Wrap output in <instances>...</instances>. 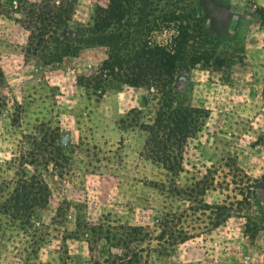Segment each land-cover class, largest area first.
I'll return each mask as SVG.
<instances>
[{
    "label": "rangeland",
    "instance_id": "rangeland-1",
    "mask_svg": "<svg viewBox=\"0 0 264 264\" xmlns=\"http://www.w3.org/2000/svg\"><path fill=\"white\" fill-rule=\"evenodd\" d=\"M108 3L0 0V201L24 134L57 129L62 154L37 168L51 198L32 227L0 212V264H89L126 246H142L146 264H264V0H129L127 41L176 48V78L165 91L98 96L78 79L107 62L90 28ZM33 4L72 10L38 44ZM163 103L199 123L174 153L178 173L148 157V133L129 123L153 122ZM131 226L144 241L125 239Z\"/></svg>",
    "mask_w": 264,
    "mask_h": 264
},
{
    "label": "trees",
    "instance_id": "trees-1",
    "mask_svg": "<svg viewBox=\"0 0 264 264\" xmlns=\"http://www.w3.org/2000/svg\"><path fill=\"white\" fill-rule=\"evenodd\" d=\"M128 1L109 0L106 6L98 5L95 10L94 24L90 30L106 42L109 47L108 59L101 70H97L88 76H81L78 80L81 85L92 90L98 96H103L108 89L119 88L122 85L165 91L176 78L180 62L176 48L151 40L127 41L130 36L126 33L131 27L129 20H127V16L130 15L126 4ZM33 5L42 9L39 13L34 11L33 15L36 16L37 21L40 20V24H45L40 29V34L32 32L31 40L37 44L44 39L41 36L44 33V28L51 26L54 22L56 23V20L57 25H60L63 20H69L68 14H72L71 9L65 10L63 14L56 6ZM69 10L71 11L69 12ZM3 75L0 66V79L3 78ZM0 97L2 100L3 95L1 94ZM165 106L167 104L163 103L151 123L135 117L129 119V123L148 133L146 139L148 157L166 165L165 167L172 172L178 173L181 165L174 160V153L176 150H182L186 138L198 129L199 123L195 119L188 121L187 118L182 117V112H178V110L169 111ZM132 112L133 110L130 113ZM190 113L185 111L187 116H190ZM175 116L177 117L176 122L173 119ZM38 129L39 136L34 134L23 135L20 151L18 156L14 158L18 163L14 188L3 201H0V212L7 215L11 221H18L25 228H30L35 224L38 212L48 205L51 198L49 183L43 174L37 170L38 166L42 163L47 164L55 161L62 155L59 143L60 134L57 129L51 130V133L45 132L43 125ZM30 165L36 167L31 174L28 170ZM214 208L219 209L220 207L214 206ZM220 223L217 222L216 225ZM127 230L125 231V239L130 237L133 240L144 241L145 236L148 235V232H145L141 227L131 226ZM86 234L89 235L90 233L87 232ZM105 237L109 239L110 236L106 234ZM124 241L128 243L127 240ZM125 248L128 251L122 253L109 251L106 257L102 259L92 255L88 263H147L141 254L144 251L142 246L135 247L130 254V248L127 246ZM90 250L94 252L96 248L90 247Z\"/></svg>",
    "mask_w": 264,
    "mask_h": 264
}]
</instances>
